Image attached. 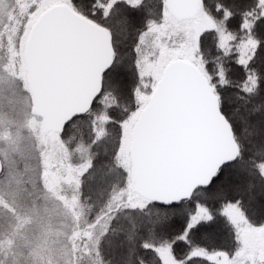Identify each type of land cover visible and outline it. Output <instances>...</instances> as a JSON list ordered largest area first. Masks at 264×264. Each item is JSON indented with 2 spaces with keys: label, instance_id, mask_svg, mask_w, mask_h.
<instances>
[{
  "label": "snow or ice",
  "instance_id": "1",
  "mask_svg": "<svg viewBox=\"0 0 264 264\" xmlns=\"http://www.w3.org/2000/svg\"><path fill=\"white\" fill-rule=\"evenodd\" d=\"M36 7L30 47L85 97L89 180L120 185L102 264H264V0Z\"/></svg>",
  "mask_w": 264,
  "mask_h": 264
},
{
  "label": "rangeland",
  "instance_id": "2",
  "mask_svg": "<svg viewBox=\"0 0 264 264\" xmlns=\"http://www.w3.org/2000/svg\"><path fill=\"white\" fill-rule=\"evenodd\" d=\"M32 1L0 0V264H102L107 229L81 189L91 147L43 132L32 113L28 25L42 10Z\"/></svg>",
  "mask_w": 264,
  "mask_h": 264
},
{
  "label": "water",
  "instance_id": "3",
  "mask_svg": "<svg viewBox=\"0 0 264 264\" xmlns=\"http://www.w3.org/2000/svg\"><path fill=\"white\" fill-rule=\"evenodd\" d=\"M26 60L34 96L32 113L41 118L43 132H64L73 114L86 107L85 97L75 85H69L61 70L48 58L37 55L29 45ZM3 170L0 160V173Z\"/></svg>",
  "mask_w": 264,
  "mask_h": 264
},
{
  "label": "trees",
  "instance_id": "4",
  "mask_svg": "<svg viewBox=\"0 0 264 264\" xmlns=\"http://www.w3.org/2000/svg\"><path fill=\"white\" fill-rule=\"evenodd\" d=\"M30 2V1H29ZM34 1L30 5H34ZM92 132V122L91 117L89 116H77L74 118L73 122L69 124L64 132L61 134L64 138H73L74 144L85 143L90 145L91 152L92 146L89 143L90 133ZM97 138H99L97 136ZM94 142V141H93ZM114 144V141H111ZM91 164V159L84 171L81 173L82 180V198L85 206H87V211H89L90 219L94 220L102 216L107 207V202L109 196L116 192V189L120 186L116 183L115 180L110 182L107 185L99 186L94 184L89 180L91 173L89 172V167ZM103 187V192L100 191V188ZM110 239V237H109ZM110 254V248L108 244V239H105L103 245L100 243V256L103 260V257ZM106 264V262H105Z\"/></svg>",
  "mask_w": 264,
  "mask_h": 264
},
{
  "label": "bare ground",
  "instance_id": "5",
  "mask_svg": "<svg viewBox=\"0 0 264 264\" xmlns=\"http://www.w3.org/2000/svg\"><path fill=\"white\" fill-rule=\"evenodd\" d=\"M29 81H30V79H29ZM30 87H31V86H30ZM73 120H74V119H73ZM68 125H69V124H68ZM68 125H67V126H68ZM50 132H53V131H50Z\"/></svg>",
  "mask_w": 264,
  "mask_h": 264
}]
</instances>
